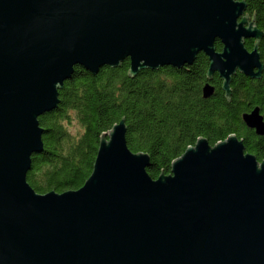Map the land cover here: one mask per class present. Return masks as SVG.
Here are the masks:
<instances>
[{"label": "water", "instance_id": "obj_1", "mask_svg": "<svg viewBox=\"0 0 264 264\" xmlns=\"http://www.w3.org/2000/svg\"><path fill=\"white\" fill-rule=\"evenodd\" d=\"M246 0H0V264H264V159L230 133L199 136L153 177L151 155L128 145L126 118L102 131L79 188L37 191L39 116L56 108L75 65L96 74L209 58L204 97L222 77L260 78L264 29ZM254 38L253 48L245 40ZM216 40L222 42L218 49ZM264 135L256 105L243 114Z\"/></svg>", "mask_w": 264, "mask_h": 264}, {"label": "trees", "instance_id": "obj_2", "mask_svg": "<svg viewBox=\"0 0 264 264\" xmlns=\"http://www.w3.org/2000/svg\"><path fill=\"white\" fill-rule=\"evenodd\" d=\"M246 12L264 29V0H246ZM253 48L254 40H245ZM222 42L216 40L218 49ZM260 50L264 61V37ZM209 58L203 51L192 64L143 68L129 74L130 60L117 66L104 65L94 74L75 65L60 89L56 108L39 116L45 128V148L32 155L27 178L39 192L79 188L90 176L102 131L111 129L125 116L128 145L134 151L151 155L147 167L153 177L169 173L174 158L180 156L199 136L211 144L236 133L246 150L264 159V135L247 126L243 114L256 105L264 113V71L252 78L238 71L232 79L228 99L222 77L212 78L215 92L204 97ZM75 120L79 131L73 134L66 123Z\"/></svg>", "mask_w": 264, "mask_h": 264}, {"label": "rangeland", "instance_id": "obj_3", "mask_svg": "<svg viewBox=\"0 0 264 264\" xmlns=\"http://www.w3.org/2000/svg\"><path fill=\"white\" fill-rule=\"evenodd\" d=\"M75 120H73V121H71V122H69V123H66L67 125H68V128H69V130L73 133V134H75V133H77L78 131H79V126H78V124L76 123V122H74Z\"/></svg>", "mask_w": 264, "mask_h": 264}, {"label": "flooded vegetation", "instance_id": "obj_4", "mask_svg": "<svg viewBox=\"0 0 264 264\" xmlns=\"http://www.w3.org/2000/svg\"><path fill=\"white\" fill-rule=\"evenodd\" d=\"M250 17H252V16L250 15ZM251 39L254 40V38H251ZM260 51H261V50H260ZM253 108H254V107H253ZM253 108H252V109H253ZM252 109H251V110H252ZM261 111H262V108H261ZM262 113H263V111H262ZM263 114H264V113H263ZM253 129H254V128H253Z\"/></svg>", "mask_w": 264, "mask_h": 264}]
</instances>
